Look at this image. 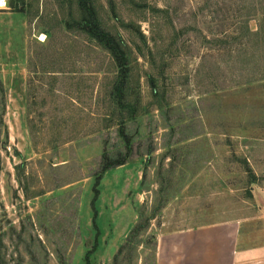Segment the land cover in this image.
I'll return each mask as SVG.
<instances>
[{
    "label": "rangeland",
    "instance_id": "obj_1",
    "mask_svg": "<svg viewBox=\"0 0 264 264\" xmlns=\"http://www.w3.org/2000/svg\"><path fill=\"white\" fill-rule=\"evenodd\" d=\"M3 1L0 264H191L196 228L264 235V0H86L123 43L119 102L78 0Z\"/></svg>",
    "mask_w": 264,
    "mask_h": 264
},
{
    "label": "crops",
    "instance_id": "obj_2",
    "mask_svg": "<svg viewBox=\"0 0 264 264\" xmlns=\"http://www.w3.org/2000/svg\"><path fill=\"white\" fill-rule=\"evenodd\" d=\"M225 226L219 224L192 230L191 264H264V235L257 234L250 243L240 233L239 224L234 225L232 231ZM241 243L251 245L241 247Z\"/></svg>",
    "mask_w": 264,
    "mask_h": 264
},
{
    "label": "trees",
    "instance_id": "obj_3",
    "mask_svg": "<svg viewBox=\"0 0 264 264\" xmlns=\"http://www.w3.org/2000/svg\"><path fill=\"white\" fill-rule=\"evenodd\" d=\"M78 3L80 5V8L82 10V18L77 23L80 29H82L84 32H87L90 34L92 38H94L99 45H101L104 49H106L112 56L114 65L117 69H119V77L121 78V81L117 83L115 87V95L116 98L121 100V92L122 87L124 86V80L127 75V68H126V62L127 57L126 53L123 49V43L121 41H118L116 37L109 35L108 33L102 31L100 28L98 22L95 19L94 13L91 10V8L87 5L86 0H78ZM263 76V77H262ZM260 79L264 78V75L260 76ZM122 137L123 136L122 134ZM123 161H118L112 163H107L105 165V169H109L110 167L114 165H122Z\"/></svg>",
    "mask_w": 264,
    "mask_h": 264
},
{
    "label": "bare ground",
    "instance_id": "obj_4",
    "mask_svg": "<svg viewBox=\"0 0 264 264\" xmlns=\"http://www.w3.org/2000/svg\"><path fill=\"white\" fill-rule=\"evenodd\" d=\"M0 3H1V5H4V1L3 0H1Z\"/></svg>",
    "mask_w": 264,
    "mask_h": 264
}]
</instances>
